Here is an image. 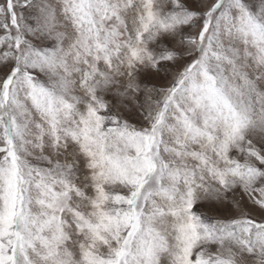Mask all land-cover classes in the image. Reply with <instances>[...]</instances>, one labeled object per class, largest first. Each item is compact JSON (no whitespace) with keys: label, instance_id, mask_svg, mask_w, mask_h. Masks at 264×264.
Listing matches in <instances>:
<instances>
[{"label":"snow or ice","instance_id":"obj_1","mask_svg":"<svg viewBox=\"0 0 264 264\" xmlns=\"http://www.w3.org/2000/svg\"><path fill=\"white\" fill-rule=\"evenodd\" d=\"M0 264H264V0H0Z\"/></svg>","mask_w":264,"mask_h":264}]
</instances>
